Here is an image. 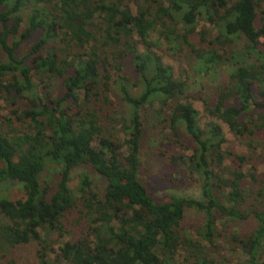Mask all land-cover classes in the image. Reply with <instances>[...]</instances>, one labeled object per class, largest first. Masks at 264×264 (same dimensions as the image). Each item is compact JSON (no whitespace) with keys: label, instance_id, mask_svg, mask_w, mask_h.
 I'll list each match as a JSON object with an SVG mask.
<instances>
[{"label":"trees","instance_id":"obj_1","mask_svg":"<svg viewBox=\"0 0 264 264\" xmlns=\"http://www.w3.org/2000/svg\"><path fill=\"white\" fill-rule=\"evenodd\" d=\"M184 54L197 74L227 71L203 98L204 125L195 82L163 59ZM0 98L1 253L33 244L37 264H264V173L225 165L243 159L226 156L219 124L264 148V0H0ZM152 121L183 149L163 156L196 177L199 198L158 201L140 180ZM48 167L55 183L41 180ZM83 167L103 192L88 173L72 189ZM190 209L203 218L193 234ZM245 221L246 232L227 227Z\"/></svg>","mask_w":264,"mask_h":264},{"label":"rangeland","instance_id":"obj_2","mask_svg":"<svg viewBox=\"0 0 264 264\" xmlns=\"http://www.w3.org/2000/svg\"><path fill=\"white\" fill-rule=\"evenodd\" d=\"M134 8V6H133ZM27 44L23 45L26 48ZM189 55L184 54L176 58L171 56H163L164 62L174 68L175 75L177 77L184 76L190 84L195 82V85L191 87L190 94L199 97L197 100H192L195 108L199 111L201 124L204 125L212 120L205 111L203 98H210L215 88L224 82L227 78V71H220L212 73L210 75L197 74L191 66V61L188 58ZM111 98L117 103L116 96L111 93ZM1 108H5V104L0 98ZM221 124L224 133L226 135L227 143L223 146V150L226 153L233 152L235 155L240 156L245 162L238 159L236 163L233 159L227 156L225 165L228 168L235 169L241 166L244 172L250 170L256 171L257 175L264 173V148L252 149L247 147V140L241 137L233 135L228 126L222 122ZM110 131L112 132L111 128ZM165 134L160 127H153V121L146 124V129L141 141V157L142 165L140 168V180L148 188L151 195L158 201H164L169 199L170 196H191L195 198L200 197V189L196 181L195 176H188L186 173L179 171L180 169L170 162V159L165 158L163 153L175 152L181 153L183 149L181 147L175 148L173 146L166 145L164 143ZM118 137L123 139V134L118 133ZM168 144V143H167ZM187 153V152H186ZM190 153V151L188 152ZM174 154V153H172ZM256 168V170H254ZM218 170V169H217ZM82 173H88L96 182V190L103 192L106 182L97 173H95L89 167H83L75 171L73 179L71 181L72 189H77L79 185L80 175ZM58 179V170L54 167H48L41 175L42 181L55 183ZM249 186L257 187L256 183H252ZM10 196L15 199L22 196L19 185L10 190ZM202 215L195 210H187L185 218V226L189 229L191 234L194 233L193 227L198 226L202 222ZM252 222H231L227 223V227L230 231L237 230L239 232H246L252 226ZM68 229H73L76 234L78 228L71 223L67 224ZM229 256V254H228ZM37 251L36 246L26 245L21 246L11 254H4L0 252V264H37Z\"/></svg>","mask_w":264,"mask_h":264}]
</instances>
